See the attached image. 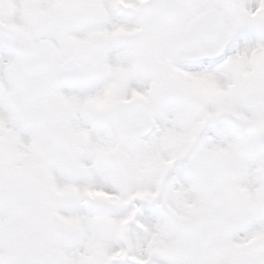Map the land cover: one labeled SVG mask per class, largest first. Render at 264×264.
<instances>
[{
	"label": "clouds",
	"instance_id": "1",
	"mask_svg": "<svg viewBox=\"0 0 264 264\" xmlns=\"http://www.w3.org/2000/svg\"><path fill=\"white\" fill-rule=\"evenodd\" d=\"M56 4L63 30L35 47L16 46L12 104L48 166L60 173V199L76 214L67 234L91 237L93 264H133L155 225L167 235L186 227L175 218L193 198L200 202L191 225L197 232L241 215L264 218V194L256 195L264 193V122L249 123L227 107L217 111L198 72L240 46L264 43L261 0H203L190 9L195 25L175 35L162 29L177 9L155 0ZM234 25L239 31L221 55L189 59L193 46L218 45ZM117 26L124 31L115 33ZM133 90L142 95L132 98ZM97 96L100 101L88 102ZM114 251L123 257L110 260ZM217 255L239 264L230 254ZM148 259L172 264L166 253Z\"/></svg>",
	"mask_w": 264,
	"mask_h": 264
},
{
	"label": "snow or ice",
	"instance_id": "2",
	"mask_svg": "<svg viewBox=\"0 0 264 264\" xmlns=\"http://www.w3.org/2000/svg\"><path fill=\"white\" fill-rule=\"evenodd\" d=\"M202 2L155 0L160 8L177 9L162 31L175 35L190 30L196 20V12L190 9ZM56 7V0H0V264H93L96 254L91 237L67 234L76 214H70L60 199L63 179L48 166L38 151L37 138L12 104L14 74L20 62L16 46L35 47L38 40L63 30L65 25L53 11ZM122 31L115 27V33ZM238 31L234 25L216 46H193L189 59L198 63L221 55ZM198 72L207 94L217 100V111L227 107L249 123L264 122V43L240 46L214 67L204 65ZM110 94L111 89L106 90L104 100ZM140 95L133 90L132 98ZM97 101L99 96L88 102ZM238 191L249 196L247 188ZM84 192L92 194L87 188ZM262 194L257 190L256 195ZM184 208L175 219L186 227L167 235L164 225H155L143 253L131 258L133 264H150L148 257L154 259L161 253L169 254L172 264H227L218 252L238 258L239 264H264V218L246 220L241 215L222 221L209 232H197L191 225L198 220L200 202L193 198ZM122 257L123 253L114 251L109 259Z\"/></svg>",
	"mask_w": 264,
	"mask_h": 264
}]
</instances>
